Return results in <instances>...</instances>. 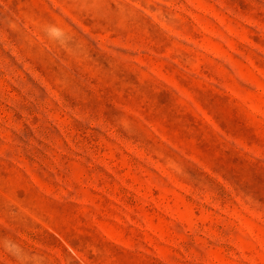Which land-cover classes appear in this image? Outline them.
I'll return each mask as SVG.
<instances>
[{"label":"rangeland","instance_id":"rangeland-1","mask_svg":"<svg viewBox=\"0 0 264 264\" xmlns=\"http://www.w3.org/2000/svg\"><path fill=\"white\" fill-rule=\"evenodd\" d=\"M0 264H264V0H0Z\"/></svg>","mask_w":264,"mask_h":264}]
</instances>
